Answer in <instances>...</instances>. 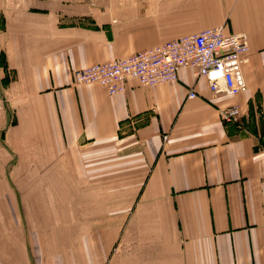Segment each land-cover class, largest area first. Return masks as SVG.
<instances>
[{
    "label": "crops",
    "instance_id": "1",
    "mask_svg": "<svg viewBox=\"0 0 264 264\" xmlns=\"http://www.w3.org/2000/svg\"><path fill=\"white\" fill-rule=\"evenodd\" d=\"M219 25L249 36L245 92L214 94L191 69L114 96L74 83ZM2 27L0 264H264V0H24Z\"/></svg>",
    "mask_w": 264,
    "mask_h": 264
},
{
    "label": "built area",
    "instance_id": "2",
    "mask_svg": "<svg viewBox=\"0 0 264 264\" xmlns=\"http://www.w3.org/2000/svg\"><path fill=\"white\" fill-rule=\"evenodd\" d=\"M249 52V36L245 31L227 32L224 25L172 39L140 50L127 57L96 63L74 72L77 85L99 84L111 96L123 94L130 79L141 85L155 87L176 82L183 69H191L196 79L205 78L217 95H236L247 90L241 66ZM192 86L188 97H197ZM225 122H238L239 106L220 111Z\"/></svg>",
    "mask_w": 264,
    "mask_h": 264
},
{
    "label": "rangeland",
    "instance_id": "3",
    "mask_svg": "<svg viewBox=\"0 0 264 264\" xmlns=\"http://www.w3.org/2000/svg\"><path fill=\"white\" fill-rule=\"evenodd\" d=\"M23 1L0 0V29L3 28V22H12V6L16 7ZM2 58V52H0V66L3 67L4 61ZM5 75L0 73V156L3 177H9L8 175L12 174V150L8 148L2 136L12 126L14 112L12 110V91H9L7 86L9 78Z\"/></svg>",
    "mask_w": 264,
    "mask_h": 264
}]
</instances>
